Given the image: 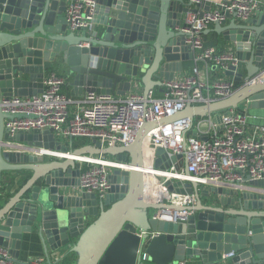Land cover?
Masks as SVG:
<instances>
[{
    "label": "water",
    "instance_id": "1",
    "mask_svg": "<svg viewBox=\"0 0 264 264\" xmlns=\"http://www.w3.org/2000/svg\"><path fill=\"white\" fill-rule=\"evenodd\" d=\"M68 1L0 0V246L9 249V261L38 264L28 252L39 240L57 257L49 264H68L71 254L75 264H264V179L247 176L243 189H200L196 182L168 180L171 192L196 194L197 203H156L147 199L143 158L146 134L174 118L195 110L203 117L241 103L247 111L264 110V10L242 18L218 6L225 18L215 22L214 30L236 44L247 70L245 74L234 65L226 70L240 85L226 99L197 107L188 102L174 116L145 122L128 146L102 148L94 139L73 147L74 139L64 144L52 129L11 136L5 120L26 115L4 112L2 98L43 92L51 69L68 67L72 96H122L143 87L147 99L155 86L183 71L185 60L194 59L183 30L186 15L197 11L190 2L97 0L92 29L74 31L66 17ZM214 117L221 123V114ZM42 148L71 156L50 160ZM100 154L131 166L113 170L104 198L76 189L80 163L75 159ZM156 155L155 167L189 173L185 156L170 155L164 148ZM24 174V185L11 195ZM162 209L190 214L163 221L154 217ZM231 251L235 256L224 258Z\"/></svg>",
    "mask_w": 264,
    "mask_h": 264
},
{
    "label": "built area",
    "instance_id": "2",
    "mask_svg": "<svg viewBox=\"0 0 264 264\" xmlns=\"http://www.w3.org/2000/svg\"><path fill=\"white\" fill-rule=\"evenodd\" d=\"M197 11L186 15L183 30L188 34L187 44L194 51L195 66L189 75L163 81V94L154 96L150 91L146 99L143 93L129 92L126 95L86 92L79 99H73L62 91L65 78L56 72H48L44 79L43 92L29 97L11 96L1 100L4 112L24 113L25 117L5 120L10 135L32 130L52 129L57 139L71 141L76 138L98 140L102 148L111 144L128 146L134 142L139 129L145 122H155L182 112L188 102L193 104L212 103L230 97L236 92L233 81L224 77L231 65L239 68L241 60L233 49L220 51L207 46L203 38L206 28L225 18L219 8L206 11L200 9L204 0H188ZM261 0H230L222 6L230 13L236 11L239 17L247 18L257 11ZM97 0H69L66 17L69 27L92 29ZM204 63L215 65L219 73L209 79L199 68ZM205 89H210L207 94ZM246 110L229 108L215 121L212 114L190 118L180 116L151 129L144 138L143 158L145 164V185L147 193H154L152 202H169L190 206L197 203L196 194L171 192L166 186L168 180L196 182L199 187L226 185L243 189L246 177L252 180L264 179V126L250 123ZM193 130L197 133L192 134ZM206 136V140L203 137ZM74 147V144H73ZM164 148L170 155H183L188 162V174L184 169L155 167L156 150ZM51 156H69L56 150L39 149ZM80 163L77 190L93 192L104 198L110 191V175L114 169L129 170L128 163L117 161L106 155L88 156ZM149 175L151 177H149ZM154 178L157 183H154ZM264 191V190H263ZM148 195V194H147ZM190 214L189 211L158 210L154 217L173 221ZM0 264H12L9 249L0 246ZM235 252L224 254L232 258ZM42 257L36 258L39 263Z\"/></svg>",
    "mask_w": 264,
    "mask_h": 264
},
{
    "label": "crops",
    "instance_id": "3",
    "mask_svg": "<svg viewBox=\"0 0 264 264\" xmlns=\"http://www.w3.org/2000/svg\"><path fill=\"white\" fill-rule=\"evenodd\" d=\"M230 0H204V3L201 5V6H198L200 9H205L207 6H209L210 7V9L211 10H215V9H217V8H219L218 6H219V4L220 5H223L224 3H226V2H229ZM185 2H189L188 0H185ZM209 2V5H207V3ZM262 10H264V0H261V4H260V6H259V8L257 9V12L258 11H262ZM256 12H254L253 14H255ZM214 27H215V23H212V24H210L209 26H208V28H206L205 30H204V33H203V38H204V40L207 42V43H216L217 44V48L220 50V51H224V50H227V49H233V50H235L237 53H238V51H237V48H236V44L234 43V42H231V41H227L225 38H224V36H223V34H220V33H218V32H216L215 30H214ZM205 42V43H206ZM183 71L182 72H177L176 73V75H175V77H181V76H184V75H189V74H191L192 72H193V68H194V66H195V61H194V59H189V60H185L184 62H183ZM241 68V71L243 72V73H247V70H246V67L244 66V64H242L241 63V66H240ZM199 68H200V70H202L205 74H207V77L209 78V79H214L215 78V76H217V73H219V69L218 68H216V66L215 65H211V64H209V66H207L206 64H204V63H200L199 64ZM51 70H53L54 72H56V73H58V74H60V75H63V76H61V77H63V78H65V80H66V83L63 85V87H62V91L65 93V94H68L70 97H72L73 99H79L81 96H72L71 95V87L69 86V83H68V77H67V70H68V67L66 66V65H62L60 68H55V69H51ZM48 72H50V71H48ZM47 72V73H48ZM46 73V74H47ZM224 77L227 79V80H231V81H233V79H232V77H230V76H227L226 74H224ZM236 85V88L238 89L239 87H240V85H237V84H235ZM236 89V90H237ZM143 90H144V88L143 87H141V89H139V90H136V91H134V92H139V93H143ZM153 92H154V96L155 97H159V96H161L162 94H163V87L162 86H155L153 89ZM210 89H205V91H204V93L205 94H207L208 93V91H209ZM246 103H241V104H239V106L237 107V109H241V110H245V105ZM203 105H207V103H204V104H193V106H195V107H197V106H203ZM229 110V108H226V109H221V110H216V111H213V112H207L206 113V115L207 114H212V115H217V114H224L226 111H228ZM246 112H247V114H248V116H250V117H248L249 118V122L252 124V123H255V124H260V125H263L264 126V110H248L247 111V109H246ZM185 116H188V117H194L195 119L196 118H198V117H202V115L201 114H199V111L198 110H195L194 112H192L191 114H185ZM254 116H257L256 118H254ZM219 123V122H218ZM64 144H69L70 145V142L69 141H62ZM91 143V142H90ZM86 144H89V143H87L86 142ZM75 147V146H74ZM73 148V147H72ZM37 151V150H36ZM44 156H46L45 154H44ZM47 157V159H50V160H53V156H51V155H48V156H46ZM27 175V174H26ZM25 174H24V177H22L21 179H20V181H19V183L17 184V185H15V186H13L11 189H10V192H12V194L11 195H13V194H16L17 192H18V190H19V188H21L23 185H24V183H25V181L27 180V176H26ZM4 179H7V176L5 177V178H3L2 179V182H1V186H3L4 185ZM203 188V187H202ZM148 194V197H147V199L148 200H155V195H154V193H152V192H148L147 193ZM25 251V250H24ZM26 252H28L27 250L25 251V252H23V253H26ZM28 253H33L32 255V259H33V262L34 263H36L35 262V260H36V258H38V257H42L43 258V260L41 261V262H39L38 264H49V262L51 261V262H56L57 261V257L56 258H53L52 256H51V252H49V253H47L45 250H44V248H43V246H42V244L39 242V240L38 241H36V243L32 246V250L31 251H29ZM52 257V258H51ZM69 258V260H68V264H75V262H76V255H74V254H71L70 255V257H68Z\"/></svg>",
    "mask_w": 264,
    "mask_h": 264
},
{
    "label": "rangeland",
    "instance_id": "4",
    "mask_svg": "<svg viewBox=\"0 0 264 264\" xmlns=\"http://www.w3.org/2000/svg\"><path fill=\"white\" fill-rule=\"evenodd\" d=\"M60 140L63 141L64 138L61 137ZM73 141H74V146L77 145V144H79V143H85V144H86V142H87V143H90V142H91V140H89V139H85V138H80V139H79V138H76V139H74ZM106 156L109 157V158H112V157L109 156V155H106ZM200 189H202V186H200Z\"/></svg>",
    "mask_w": 264,
    "mask_h": 264
},
{
    "label": "trees",
    "instance_id": "5",
    "mask_svg": "<svg viewBox=\"0 0 264 264\" xmlns=\"http://www.w3.org/2000/svg\"><path fill=\"white\" fill-rule=\"evenodd\" d=\"M206 42V41H205ZM206 45L207 46H215V47H217V44L216 43H207L206 42ZM50 72H53V70L52 71H50ZM58 74V73H57ZM59 76H63V75H60V74H58ZM64 77V76H63ZM85 145V143H79V144H77V145H75V147H81V146H84Z\"/></svg>",
    "mask_w": 264,
    "mask_h": 264
},
{
    "label": "bare ground",
    "instance_id": "6",
    "mask_svg": "<svg viewBox=\"0 0 264 264\" xmlns=\"http://www.w3.org/2000/svg\"><path fill=\"white\" fill-rule=\"evenodd\" d=\"M145 145H146V141H145V143H144ZM69 156H71V155H69ZM86 156H82V157H79V158H77L78 160H82V159H84ZM149 177H151L150 175H149ZM149 179H152L153 181H154V183H157L156 182V180H154V178H149Z\"/></svg>",
    "mask_w": 264,
    "mask_h": 264
}]
</instances>
